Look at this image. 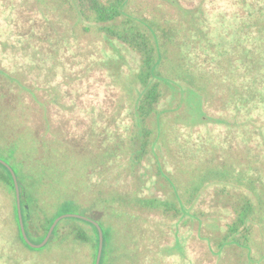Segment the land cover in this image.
Returning a JSON list of instances; mask_svg holds the SVG:
<instances>
[{"label":"trees","instance_id":"16d2710c","mask_svg":"<svg viewBox=\"0 0 264 264\" xmlns=\"http://www.w3.org/2000/svg\"><path fill=\"white\" fill-rule=\"evenodd\" d=\"M0 6L10 11L0 47L9 57L0 58V160L17 176L32 243L44 241L66 214L60 209L75 208L102 228L100 264H203L186 253L184 231L196 233L215 264H264V0ZM92 34L123 93L113 95L110 113L93 104L90 121L72 127L65 117L74 105L62 103L60 93L81 80L73 70L93 56L79 50ZM121 48L140 60L123 80ZM93 58L103 69L104 60ZM38 154L56 156L51 173L38 165L26 172ZM0 192V252L11 264H20L19 251L35 252L40 264H96L94 225L64 219L44 248L32 249L2 164ZM220 210L231 213L229 222ZM132 240L146 244L134 261Z\"/></svg>","mask_w":264,"mask_h":264},{"label":"rangeland","instance_id":"374dc122","mask_svg":"<svg viewBox=\"0 0 264 264\" xmlns=\"http://www.w3.org/2000/svg\"><path fill=\"white\" fill-rule=\"evenodd\" d=\"M10 1V0H7ZM142 3L151 4L154 0H141ZM10 13L9 8L6 6H0V47L1 43L4 41H8L7 37V20L5 16ZM3 14V15H2ZM6 26V27H4ZM99 37L92 34L89 37V40H82L86 41L83 44L79 45V50L82 53H85L89 48L92 50L93 56H99V58L104 60V68L99 69V64L95 63L98 61L95 58L88 57L86 62L87 65L82 64L79 66H76L74 68V72L77 73L79 77H81L79 81H76L72 84L70 87L69 93H60L61 102L64 104L74 105L73 110L71 111L72 114H68L66 119H71L70 124L72 127H77L78 121H86L88 119L90 121L89 111L92 108L91 106L94 104L96 105L97 109H101L102 107L106 110V112L110 113L112 111V107L110 108V104L115 103V100L113 99V95H116V93H123L122 88H120V85H117V81L113 80L108 77V67L107 64L110 63L109 55L104 56L101 52V48L103 47L102 44L99 43ZM91 41V42H90ZM104 45V44H103ZM89 46V47H88ZM75 50V49H74ZM1 51V48H0ZM121 55L123 56L122 61H120L119 65V74L120 77L125 79L130 73L133 72V70H136L140 64V60L137 57V55L133 52H130L126 48H121ZM0 58L3 62L7 63L9 61V57L5 53L0 52ZM115 61L116 59L113 58ZM87 69V70H86ZM61 81V80H59ZM113 83H116V85H112ZM47 95V94H46ZM103 104V105H99ZM54 114V113H53ZM52 114V115H53ZM33 157V156H30ZM51 156L47 157L49 159ZM35 160H29L26 172L30 174L35 167L38 165L39 170L42 169V171H48V173H51V167L54 166V163L57 162L56 156L52 158V160H46L45 157H41L39 154L37 157H33ZM51 165V166H50ZM0 196H3V194L0 192ZM5 200H9L11 204L14 203L15 196L12 193H8V195L4 194ZM4 204H7L6 202H3ZM9 207V204H8ZM8 207L4 208L5 211H8ZM134 211H138L136 208H133ZM4 211V212H5ZM59 210L56 208L55 212H58ZM60 211L66 213V214H82V212L75 210V208H67V209H60ZM79 212V213H77ZM218 217L222 218V223H227L231 219V213L227 211H219ZM95 220L99 221L97 218H94ZM100 222V221H99ZM135 226V225H133ZM150 231H155L153 228V225L149 226ZM154 229V230H153ZM184 231V230H183ZM183 235V246L186 249V253L189 255L190 258H192L194 261H196V258H204L203 264H215L214 261H208L209 255L203 256V250H201L202 243L198 241V239H194L193 237H196L195 232H185ZM132 243L134 244L131 246V250H134V253H136V256L132 260L134 261L138 256L140 257L143 249L145 248V243L142 240H132ZM166 244H169L170 247H173L176 244V237H174L173 234H169L168 241ZM205 245V244H204ZM56 248H60L58 245H54ZM175 253H178L176 250ZM4 253L0 252V264H11L9 256H4ZM20 258V264H40L38 255L35 254V252H18L16 254ZM172 261L176 260V257L171 258ZM39 261V262H38ZM51 264V263H50ZM90 264V261H89Z\"/></svg>","mask_w":264,"mask_h":264},{"label":"water","instance_id":"95a60500","mask_svg":"<svg viewBox=\"0 0 264 264\" xmlns=\"http://www.w3.org/2000/svg\"><path fill=\"white\" fill-rule=\"evenodd\" d=\"M0 164H2L3 166H5L9 172L12 175L13 178V182H14V186H15V194H16V204H17V212H18V218H19V224H20V229H21V233L23 236V239L25 240V242L27 243V245L32 248V249H42L44 248L48 242L51 239V236L56 228V226L60 223V221L64 220V219H68V218H75V219H79L82 221H86L92 225H94L98 231V235H99V247H98V254H97V259H96V264H100L101 262V258H102V253H103V246H104V236H103V231L102 228L100 227V225L95 222L94 220L80 215V214H63L61 216H59L54 223L52 224V226L50 227L48 234L46 236V238L44 239V241L40 244H34L32 243L26 234L25 231V227H24V222H23V217H22V209H21V197H20V190H19V184H18V180H17V176L15 174V172L13 171V169L6 164L4 161L0 160Z\"/></svg>","mask_w":264,"mask_h":264}]
</instances>
